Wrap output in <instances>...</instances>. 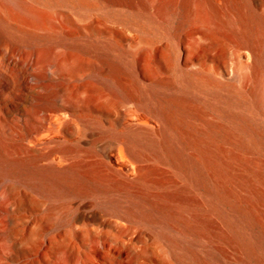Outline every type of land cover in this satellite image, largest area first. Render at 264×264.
Segmentation results:
<instances>
[{
  "label": "bare ground",
  "instance_id": "1",
  "mask_svg": "<svg viewBox=\"0 0 264 264\" xmlns=\"http://www.w3.org/2000/svg\"><path fill=\"white\" fill-rule=\"evenodd\" d=\"M262 2L0 0V209L45 227L57 212L39 215L16 184L81 193L95 172L67 157L38 165L12 119L66 133L85 105L118 94V151L134 174L124 181L155 189H126L118 221L101 223L118 251L108 260L159 255L132 230L140 221L177 264H264ZM87 228L77 234L90 250L97 228Z\"/></svg>",
  "mask_w": 264,
  "mask_h": 264
},
{
  "label": "rangeland",
  "instance_id": "2",
  "mask_svg": "<svg viewBox=\"0 0 264 264\" xmlns=\"http://www.w3.org/2000/svg\"><path fill=\"white\" fill-rule=\"evenodd\" d=\"M232 63L238 62L229 49L228 64ZM85 106L80 110L84 123L70 127L66 133L50 126L48 120L35 117H21L19 121L12 119L15 131H30L23 144L39 155L38 165L52 162L59 166L60 159L67 157L89 165L95 172L81 193L72 191L48 195L16 184L18 191L28 194L36 202L39 215L53 210L57 216L45 227H39L30 216L23 218L24 211H18L16 206H11L7 212L0 209L1 263L95 264L96 260H102L103 264H112L107 251L112 249L115 254L118 251L109 245V237L105 233L107 228L101 223L106 219L118 221V205L123 208L127 204L126 189L148 194L154 192L153 185L133 188L132 184L124 181L132 179L134 174L127 158L118 151V94L105 92L103 97L95 98ZM99 182L105 183L103 189L95 185ZM80 228L92 231L97 228L93 236L101 244L98 245L96 240V246L89 250L86 236L77 234ZM132 230L146 236L147 243L155 246L159 255H153V261H148L144 255L135 261L132 258L118 261L116 256L113 264H177L167 243L156 230L140 221L133 224ZM113 233L118 239V229Z\"/></svg>",
  "mask_w": 264,
  "mask_h": 264
}]
</instances>
